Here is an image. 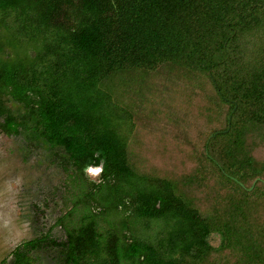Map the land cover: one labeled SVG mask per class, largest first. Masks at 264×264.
<instances>
[{"label":"trees","instance_id":"1","mask_svg":"<svg viewBox=\"0 0 264 264\" xmlns=\"http://www.w3.org/2000/svg\"><path fill=\"white\" fill-rule=\"evenodd\" d=\"M167 91L204 119L179 179L136 148ZM0 132L77 193L0 264H264V0H0Z\"/></svg>","mask_w":264,"mask_h":264},{"label":"rangeland","instance_id":"2","mask_svg":"<svg viewBox=\"0 0 264 264\" xmlns=\"http://www.w3.org/2000/svg\"><path fill=\"white\" fill-rule=\"evenodd\" d=\"M167 94L155 98L153 107L149 106V110L160 114L142 121L137 138L140 144L136 148L138 156L158 167L159 175L179 179L191 171L184 142L194 139V125H203L204 119L197 116L196 124L193 118L201 105L182 95L172 100V91ZM38 146L40 148L34 146L33 152L28 153L21 140L0 132V262L21 241L36 236L39 229L56 227L55 234L61 235L62 228L56 225L77 194L65 184L67 176L49 165L42 146ZM99 175L88 170L93 180H98ZM201 202L203 200H199ZM210 242L220 247V235L213 234ZM41 259L39 264H58L50 256Z\"/></svg>","mask_w":264,"mask_h":264},{"label":"water","instance_id":"3","mask_svg":"<svg viewBox=\"0 0 264 264\" xmlns=\"http://www.w3.org/2000/svg\"><path fill=\"white\" fill-rule=\"evenodd\" d=\"M89 170L93 171L94 173H98L99 172V174H100L101 171H102V165L101 166H98V167L92 166V167L89 168ZM252 188L253 187H251L250 190H252Z\"/></svg>","mask_w":264,"mask_h":264}]
</instances>
